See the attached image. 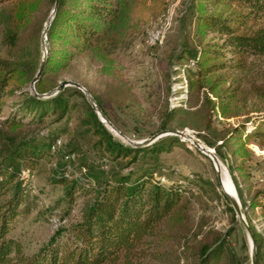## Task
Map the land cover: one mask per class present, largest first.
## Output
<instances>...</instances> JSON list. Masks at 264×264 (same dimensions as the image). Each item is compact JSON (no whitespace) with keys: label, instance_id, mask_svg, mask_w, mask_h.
Masks as SVG:
<instances>
[{"label":"trees","instance_id":"trees-1","mask_svg":"<svg viewBox=\"0 0 264 264\" xmlns=\"http://www.w3.org/2000/svg\"><path fill=\"white\" fill-rule=\"evenodd\" d=\"M55 1L0 0V5H8L3 34L7 57L0 58V115L4 109L7 115L0 118V125L14 132L76 113V133L89 141L90 149L65 150L64 144L52 150L69 133L66 124L51 131L44 129L41 139L7 138L0 133L8 141L0 152V264H142L153 256L157 238L166 237L162 226L186 219L191 202L201 195L197 181L163 183L164 176L155 165L136 168L141 159L157 158L170 151L178 138L166 137L148 146L127 145L105 127L81 90L65 86L55 95H45L60 86L63 81L57 78L83 55L98 60L109 74L111 50L141 26L159 18L166 10V0H59L47 29L45 65L31 93L26 88L43 57L39 33ZM189 9L197 40L192 39L191 31H184L173 57L174 72L183 74L189 95L202 92L206 119L199 130L205 136L200 137L217 159L227 162L242 206L259 207L264 215V192H258L250 202L243 200L240 177L235 174V170L246 171L243 165L253 155L246 148L248 144L264 150V115L228 124L222 131L213 127V118L235 117L226 115V110L231 102L241 99L239 84L230 83L227 72L245 71L249 59L264 56V0H190ZM209 35L219 41L206 40ZM32 42L34 50L30 48ZM210 75L214 77L207 79ZM234 79L237 82L241 78ZM79 84L110 122L103 104L120 99L115 95L105 99ZM74 96L81 98L84 106L72 101ZM188 97L182 100L184 105ZM182 108L180 105L167 110L160 130L167 131V125L184 111ZM89 151L94 156L88 155ZM41 173H45L47 184L62 189V197L49 208L63 209L61 217L56 218L59 222L78 201L82 206L75 225L55 229L48 242L29 256L10 234L17 220L35 209L33 179ZM216 188L220 189L219 184ZM223 197L230 201L226 195ZM231 207L228 205L234 215ZM247 222L254 238L256 264H264V233ZM229 235L209 231L196 247L197 264H232V251L226 247Z\"/></svg>","mask_w":264,"mask_h":264},{"label":"rangeland","instance_id":"rangeland-1","mask_svg":"<svg viewBox=\"0 0 264 264\" xmlns=\"http://www.w3.org/2000/svg\"><path fill=\"white\" fill-rule=\"evenodd\" d=\"M189 5L190 0H166V10L159 18L141 26L138 32L130 35L122 44L111 50L113 64L109 74L101 69L98 60L83 55L77 58L70 70L60 75L57 80L83 83L105 99L109 95L117 96L120 100L110 103L105 101L103 109L113 127L125 139L108 127L111 134L127 145H130L129 141L143 142L164 132L160 130V126L165 112L183 106L184 111L167 125L168 132L162 135L177 137L178 141L174 142L170 151L158 154L157 158L148 156L141 159L136 164V168L155 165L164 176V182L168 180L185 182L186 179L190 182L197 181L201 195L191 202L186 219H175L162 226V232L166 237L157 238L152 249L153 256L144 260L142 264H197L196 247L209 231H217L221 234L230 232L226 247L232 251V264H251V245L247 232L243 224L236 219L234 210V215L229 211L228 205L231 204L223 197L224 192L221 187L216 188L219 184L218 178H221L225 192L231 193V190H234L230 195L239 201L244 218H248L246 223L248 224L249 221L255 230L262 233H264V215L259 207L251 209L242 206L228 173L227 162L217 159L220 166L217 171L212 160L191 143V141L197 142L202 148L210 149L215 156L214 150L206 146L200 137L205 136L204 131H199L206 119L203 94L200 92L189 95L185 91L183 74L178 75L174 72L173 57L183 40L184 31H191L192 39L197 40L192 31L194 24L189 17ZM7 9L8 5H0V58L7 57V49L3 42ZM44 26L43 24L39 33L41 56L45 55L47 49V41L43 35ZM154 30H161L163 37L155 46H150L148 35ZM212 38H215V42L219 41L214 35L207 36L206 40ZM30 48L34 50V42ZM227 75L230 83L239 84L241 99L231 102L230 109L226 110V115H236L235 117L213 118V127L217 131L224 130L228 124L233 125L245 119L264 115V56L249 59L245 71L231 70ZM236 76L241 78L237 82L234 81ZM213 77L214 75H210L207 79ZM26 90L33 93L30 85ZM182 90L183 92L180 93ZM187 97L188 104L184 105L182 100L185 101ZM85 100L88 102L86 96ZM72 101L84 106V101L79 97L74 96ZM6 115L7 109H4L0 118ZM77 116L74 113L58 121L47 119L44 126L26 125L14 132L0 125V133L3 132L7 138L41 139V132L44 129L51 131L66 124L69 133L59 140L58 147L66 144L65 150L75 147L77 152L86 151L90 149L89 141L76 133ZM172 131H177L181 135ZM7 143L8 141L0 136V152L3 144ZM246 148L252 151L253 155L243 165L246 166V171L235 170V174L240 177L243 200L250 202L258 192H264V150H259L253 144H248ZM88 155L94 156L91 151ZM60 157L61 153H58L56 158ZM32 194L37 196L35 209L29 215L20 217L10 234L22 246L23 253L29 256L48 242L55 229L75 225L79 221L82 206V201H78L66 219L54 228L50 216L61 217L63 209L49 208L62 197L61 187L47 184L45 173H41L33 179Z\"/></svg>","mask_w":264,"mask_h":264},{"label":"water","instance_id":"water-1","mask_svg":"<svg viewBox=\"0 0 264 264\" xmlns=\"http://www.w3.org/2000/svg\"><path fill=\"white\" fill-rule=\"evenodd\" d=\"M58 4H59V0H56L55 1V4H54V8L52 10V12L50 13L46 23H45V26H44V30H43V35L45 37V41H47V29H48V25L51 21V19L53 18L54 14H55V11L57 10V7H58ZM47 49H45V55H43L42 57V60H41V63H40V66H39V69H38V72L36 74V76L33 78V80L31 81V84H30V88H31V91L34 92V84L35 82L39 79V77L41 76V73H42V70H43V67L45 65V61H46V55H47ZM65 86H73L79 90H81L83 92V94L86 96L88 102L91 104V106L94 108V110L96 111V114L97 116L99 117L100 121L105 125V127L108 129L111 128L110 130L111 131H115L121 138L125 139V137L119 132L117 131L113 125L105 118V116L101 113V111L99 110V108L96 106V104L94 103L93 99L91 98V96L88 94V92L85 90V88H83L79 83H76V82H72V81H63L60 86H58L54 91L53 93H49L47 95H45V97H50L51 95H55L56 93L60 92ZM109 130V129H108ZM109 130V131H110ZM168 131H164V132H160L154 136H152L150 139L148 140H145L143 142H131L129 141V144L132 145V146H135V147H139V146H148V145H151L153 144L154 142L158 141L159 139H161L162 137H166V136H162L163 134L167 133ZM172 133L174 134H180L179 132L177 131H172ZM191 143L198 149L201 151L202 154L208 156L216 170L218 171L219 170V162L216 158V156L213 155V152L206 149V148H202L201 145H199L197 142H193L191 141ZM218 182H219V186L221 187L222 191L224 192V194L229 198L230 200V203H231V206L235 212V215H236V219H238L244 226L246 232H247V235H248V238H249V241H250V245H251V264H256V259H255V245H254V238H253V234H252V231L250 229V227L248 226V224L246 223V220L244 218V215H243V211L241 209V206H240V203L239 201L237 200V198L229 195L227 192H225L224 188H223V184H222V181H221V178H218Z\"/></svg>","mask_w":264,"mask_h":264},{"label":"built area","instance_id":"built-area-1","mask_svg":"<svg viewBox=\"0 0 264 264\" xmlns=\"http://www.w3.org/2000/svg\"><path fill=\"white\" fill-rule=\"evenodd\" d=\"M162 37H163V32L161 30L151 31L149 33V35H148V44L150 46H155L157 43L160 42V40L162 39ZM59 144H60V141L57 142V144H56L57 146L53 147L52 150H55L56 147H58ZM164 180H165L164 177L161 178V182L164 183ZM50 222H51V224L53 225L54 228H56L59 225L58 219H56L54 217L50 219Z\"/></svg>","mask_w":264,"mask_h":264},{"label":"bare ground","instance_id":"bare-ground-1","mask_svg":"<svg viewBox=\"0 0 264 264\" xmlns=\"http://www.w3.org/2000/svg\"><path fill=\"white\" fill-rule=\"evenodd\" d=\"M109 129H111V128H109ZM114 132H115V131H114ZM201 147H202V146H201ZM206 149H208V148H206ZM208 150H210V149H208ZM210 151H211V150H210ZM232 188H233V187H232ZM227 193H228V192H227ZM233 193H234V190L232 189V190H231V193H228V194L230 195V194H233ZM231 196H232V195H231ZM233 197H234V196H233ZM235 198H236V197H235Z\"/></svg>","mask_w":264,"mask_h":264}]
</instances>
